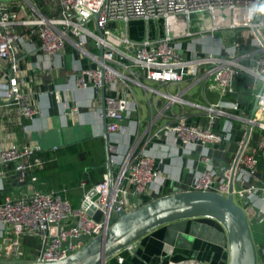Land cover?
<instances>
[{"label":"built area","instance_id":"1","mask_svg":"<svg viewBox=\"0 0 264 264\" xmlns=\"http://www.w3.org/2000/svg\"><path fill=\"white\" fill-rule=\"evenodd\" d=\"M10 1L0 0V107H14L27 119L39 113L21 91L18 77L17 52L24 39L38 41V50L47 60L37 66L42 72L56 67L53 59L67 46L76 51L77 63L70 77L80 88H94L98 102L104 87L103 111L98 109V116L106 119L109 135L123 131L124 120L130 111L137 109L131 85L156 92L142 81L179 84L201 72L208 89L219 98L204 106L192 103L204 110L207 124H193L179 115L154 132L148 131L145 143L172 136L184 151L191 153L198 149V163L204 167L192 169L191 184L177 189L227 195V168H215L211 153L213 148L233 140L234 121L248 123V117L238 113L239 104L227 99L235 93L236 77L245 74L252 79L249 88L258 106L252 128L260 129V136L256 143L247 144L240 157L232 194L234 202L246 214L247 207L264 199V186L259 185V161L264 160V133H261L264 131V47L252 31L254 26L258 30L264 26V16L254 23L264 0H49L57 5V13L50 17L36 10L26 13ZM202 13L210 15L211 23L200 28V32H193L190 17ZM132 21L153 22L156 32L161 21L164 34L133 40L128 29ZM235 29L243 31L242 41L217 52L199 53L185 44L197 35L204 37L207 33ZM244 46L249 51H242ZM80 59H86L90 65H82ZM167 97L170 102L183 101L180 96ZM67 108L70 113L77 111V106ZM138 145L139 141L134 140L120 159L113 154L111 146L110 160L112 165H117L116 173L87 188L78 208L54 192L38 190L0 201V261L64 259L87 241L102 235L116 211H130L137 207L139 199L151 201L162 196L166 178L155 166L154 157L138 149ZM41 151L38 144L11 142L0 147V164H15V171L24 178L29 170L43 165L44 160L38 156ZM0 177H4L3 172ZM131 196H136L137 202H132ZM90 206L102 212L99 221L86 214ZM25 236L41 239V249L33 258L23 249Z\"/></svg>","mask_w":264,"mask_h":264},{"label":"crops","instance_id":"2","mask_svg":"<svg viewBox=\"0 0 264 264\" xmlns=\"http://www.w3.org/2000/svg\"><path fill=\"white\" fill-rule=\"evenodd\" d=\"M10 2L15 3L18 8H23L26 13L36 10L47 17L57 13L56 3L49 0H12ZM197 15L199 14H195L193 18ZM201 15V21L193 22L194 24L190 27L193 32H200V28H206L211 23L208 13ZM128 29L129 37L133 40H141L145 35L153 38L162 37L164 34V29L159 28L156 32L154 26L151 29L148 24L144 26L142 21L130 22ZM259 31L264 37L262 29ZM219 32L222 33V31L215 32L213 35L207 33L204 37L197 35L195 40L188 39L185 44L199 53L217 52L226 48L230 40H233L232 44H236L240 43L239 40L244 37L241 29L228 30L226 34L221 35V38L218 36ZM235 34H238L240 38L238 41L233 38ZM38 49L39 43L35 38L24 39L17 57L20 61L18 77L22 83L21 91L38 108L39 113L32 119H27L22 117L14 107H0V147L11 142L18 145L38 144L43 152H53L73 144L79 145L84 143V140H102V147L98 148L97 143L94 146L96 152L103 154L105 169L100 180L102 181L109 176L103 139L106 119L98 116V109L103 111L102 99L100 98L98 102L96 91L91 86L80 88L71 79L70 74L77 63V56L73 57L71 52L65 50L59 57L53 59L56 67H53L51 71L42 72L37 69V66L47 60ZM80 62L84 66L90 65L86 59H80ZM142 82L156 92L145 91L141 87L131 85L138 106L136 110L130 111L124 120L123 131L109 135L110 145L115 151L113 154L118 155L120 159L133 145L134 140L139 141L138 149H144L154 157L155 166L166 178L164 184L166 189L171 191L174 188L184 189L192 182L191 170L204 167L198 163V149L191 153L186 152L172 136H164L161 140L146 144V133L154 132L159 126L173 122L179 115L187 117L190 123L205 126L206 113L194 107L192 103L204 106L209 102H216L219 98L216 93L208 89L205 79L201 77V72L196 76L187 77L179 84L153 83L145 80ZM135 89L141 92L143 100L139 98L140 96L137 97ZM170 95L180 96L183 101L170 102L167 97ZM238 99L239 96L228 100L237 102L240 106ZM254 103L253 97L249 112L244 113L241 109L238 113L249 117ZM67 106H77V111L70 113ZM233 123V140L239 147L244 137V134L240 136L239 132L244 130L245 133L247 124L241 121ZM259 136L260 129L252 128L248 143H256ZM227 149V145L223 148H213L211 163L215 168H228L231 165L234 157L229 162L223 157ZM84 160L83 158L73 159L68 155L58 158L55 168H39L38 174L30 172V176L24 178L15 171V164H0V172L4 173V177H0V201L7 196H26L38 190L54 192L62 199L68 200L72 207L78 208L87 188L91 186L90 173L94 169ZM116 170L117 165H112L111 173L115 174ZM261 177L263 181H260L259 185L264 186V169L261 170V176L259 175L260 179ZM82 183L85 185L82 186ZM131 201L137 202L136 196H131ZM249 212L251 218L248 217V219L254 242L264 255V199L256 200ZM22 246L24 251L33 258L41 249V239L25 236ZM258 262L264 264L262 260L258 259ZM104 264H228L226 234L223 227L210 218L178 220L157 227L130 247L107 259Z\"/></svg>","mask_w":264,"mask_h":264},{"label":"water","instance_id":"3","mask_svg":"<svg viewBox=\"0 0 264 264\" xmlns=\"http://www.w3.org/2000/svg\"><path fill=\"white\" fill-rule=\"evenodd\" d=\"M264 14V5L254 19V23ZM254 36L264 47V37L256 26L252 29ZM104 100V87L101 90ZM258 106L256 102L248 117V123L242 141L231 165L227 168L228 194L212 191L178 190L159 196L147 203L141 199L137 207L130 211L118 210L111 217V225L106 231L89 241L70 256L51 262L36 261H0V264H104L121 250L130 247L144 235L164 224L194 218H210L218 222L226 234L228 264H259L257 246L254 242L252 227L245 210L234 202L233 187L235 172L252 131V119ZM85 138V137H84ZM106 151V168L111 175V145L106 130L103 135ZM224 175V174H223ZM115 209L117 205L114 203ZM94 221H99L102 212L90 206L85 210Z\"/></svg>","mask_w":264,"mask_h":264},{"label":"trees","instance_id":"4","mask_svg":"<svg viewBox=\"0 0 264 264\" xmlns=\"http://www.w3.org/2000/svg\"><path fill=\"white\" fill-rule=\"evenodd\" d=\"M242 41V39L240 40ZM66 50L68 52H71L72 54H76V51L71 48L70 46L66 47ZM242 51L246 52L249 51L248 46H244L242 48ZM252 82V79L245 75L240 73L234 82V89L235 93L229 95L227 99H236L239 96V102L241 109H243L244 113H248L251 108V102L253 99L252 91L248 88L249 84ZM218 96V95H217ZM261 133H264V131H261ZM102 140H84V143L81 144H73L70 146H66L60 149H57L53 152H39L38 156L44 160V163L41 167H34L31 170L28 171V174L26 176H30V172H35V174L39 173V168H55L57 166L58 158H64L65 156H70L73 159L83 158L86 161L85 163L89 162L91 166L94 167L93 170H91L90 178H91V185L98 183L102 178V173L104 172V162L102 160L103 154H99L95 151L94 146L99 144L98 148L102 147ZM95 142V143H94ZM225 145L228 146V149L226 153L223 155L224 159L229 162L234 157L235 153L238 150V144L235 140L224 143L220 145L219 147L223 148ZM218 147V148H219ZM88 158V159H87ZM70 164V163H69ZM264 169V160L260 159L259 161V175L261 176V170ZM80 174V173H79ZM92 174V175H91ZM262 180V177L260 179ZM264 184V183H263ZM172 191L169 189H166V186H164L162 193L160 195H166L168 193H171ZM144 203H147L149 201L148 198H143ZM264 225V220H263ZM258 259L261 261H264V255L261 254V251L258 250Z\"/></svg>","mask_w":264,"mask_h":264},{"label":"rangeland","instance_id":"5","mask_svg":"<svg viewBox=\"0 0 264 264\" xmlns=\"http://www.w3.org/2000/svg\"><path fill=\"white\" fill-rule=\"evenodd\" d=\"M264 15V14H263ZM193 16L194 15H192L191 17H190V22H191V27H192V24H194L193 22H198V21H201V17H202V15L201 14H199V15H197V16H195L194 18H193ZM203 16H204V14H203ZM264 18V17H263ZM142 23H143V25L144 26H146V23L144 22V21H142ZM159 25H160V29L162 28V26H161V21L159 22ZM148 26H150V28L152 29V27L154 26V30L156 29V26H155V24L153 23V22H149L148 23ZM262 31L264 32V27L262 28ZM227 32H222V33H218V36H219V38H221V35L222 34H226ZM233 38L235 39V40H239L240 38L238 37V34H235L234 36H233ZM234 40V41H235ZM231 41H233V40H230V42H229V45L228 46H230V45H232V43H231ZM240 41V40H239ZM228 46H226V47H228ZM73 55H75V57H76V54H73ZM135 92H136V95H137V97H139V98H141V92L138 90V89H135ZM142 99V98H141ZM143 100V99H142ZM239 134H241L240 136H243V134H244V130H242L241 132H239ZM249 207H247L246 208V211H247V213H248V217H250L251 218V215H250V212H249Z\"/></svg>","mask_w":264,"mask_h":264}]
</instances>
